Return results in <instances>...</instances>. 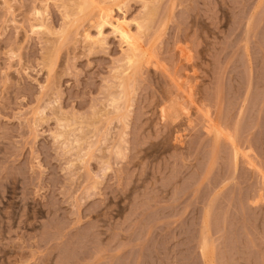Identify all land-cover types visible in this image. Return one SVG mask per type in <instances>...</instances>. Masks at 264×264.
I'll use <instances>...</instances> for the list:
<instances>
[{"label":"rangeland","instance_id":"1","mask_svg":"<svg viewBox=\"0 0 264 264\" xmlns=\"http://www.w3.org/2000/svg\"><path fill=\"white\" fill-rule=\"evenodd\" d=\"M0 264H264V0H0Z\"/></svg>","mask_w":264,"mask_h":264},{"label":"bare ground","instance_id":"2","mask_svg":"<svg viewBox=\"0 0 264 264\" xmlns=\"http://www.w3.org/2000/svg\"><path fill=\"white\" fill-rule=\"evenodd\" d=\"M88 2V1H87ZM94 2V1H93ZM94 6V5H93ZM97 6V5H96ZM109 13V12H108ZM108 17V16H107ZM117 21V20H116ZM111 23V25H113V27L115 28V32H117L121 38H123V40H125V42L128 44L129 48L131 49V51H133L135 49V42H134V39L131 35V31L125 27V25L123 26L124 23H120L118 21L117 24H114L112 21H108ZM106 23V22H105ZM136 40V39H135ZM137 51V50H136ZM128 55V54H127ZM131 55V54H130ZM129 55V58H127V60L129 59V61L133 62V59H134V55L130 56ZM128 61V63H129Z\"/></svg>","mask_w":264,"mask_h":264}]
</instances>
